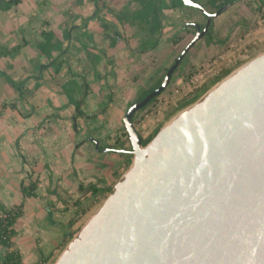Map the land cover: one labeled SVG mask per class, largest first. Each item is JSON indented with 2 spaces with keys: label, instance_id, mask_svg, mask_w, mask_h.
I'll use <instances>...</instances> for the list:
<instances>
[{
  "label": "crops",
  "instance_id": "0c3cea01",
  "mask_svg": "<svg viewBox=\"0 0 264 264\" xmlns=\"http://www.w3.org/2000/svg\"><path fill=\"white\" fill-rule=\"evenodd\" d=\"M248 4L251 5L250 0H237L220 13L213 20L210 37L204 36L189 50L179 71L183 72L184 65H200L218 53L226 55L225 66H230L231 56L238 48L235 51L228 48L239 46L237 33L242 31L245 21L237 11L243 9L244 18L249 20ZM118 8L133 11L137 3L135 0H21L8 11L0 10V44L13 47L23 39L28 41L13 57H0V202L10 207L24 201V214L17 220L14 238L23 264H50L52 249L63 238L54 234L58 231L56 225L60 224L52 209L58 198L63 200L62 191L82 185L86 190L95 186L99 193H104L115 185L124 172L128 154H119L117 148L105 151L110 147L103 150L99 147L112 145L118 135L122 141L127 139L123 130L127 109L144 88L164 76L195 34V28H182L181 22L202 25L206 22L199 9H167L157 46L143 51L139 31L111 15V9ZM262 11L259 24L264 22ZM92 14L95 16L85 22L84 18ZM45 21L64 41V51L54 53L55 65L49 64L36 48L42 40L40 31ZM110 22L121 32L122 39L103 33V23ZM72 24L76 28L72 29ZM67 29L70 36L64 40ZM244 38L243 43L249 39ZM87 51L99 56L96 66L89 60ZM2 71L17 82L25 79L22 92L7 81ZM176 76L174 73L172 85L182 83L181 74ZM70 81H76L79 86L85 81L89 85L84 110L91 118L79 119L76 127L75 106L63 90V85ZM30 168L34 171H29ZM37 178L40 180L37 196L24 199L22 182L28 184ZM53 240L56 242L49 244ZM50 254L51 258L43 263L41 256L47 258ZM4 256L5 249L0 247V261Z\"/></svg>",
  "mask_w": 264,
  "mask_h": 264
},
{
  "label": "water",
  "instance_id": "95a60500",
  "mask_svg": "<svg viewBox=\"0 0 264 264\" xmlns=\"http://www.w3.org/2000/svg\"><path fill=\"white\" fill-rule=\"evenodd\" d=\"M182 1L206 22L187 23L195 34L162 83L127 109L131 163L54 264H264V52L178 112L148 144L132 121L209 32L213 14L201 2Z\"/></svg>",
  "mask_w": 264,
  "mask_h": 264
},
{
  "label": "trees",
  "instance_id": "16d2710c",
  "mask_svg": "<svg viewBox=\"0 0 264 264\" xmlns=\"http://www.w3.org/2000/svg\"><path fill=\"white\" fill-rule=\"evenodd\" d=\"M135 1L137 3V8L135 10L131 11V9H126L121 11L120 13L112 14V15L121 24L128 23L131 27L139 31V34L141 36V41L144 45L143 51L153 50L157 46L159 42V35L164 30L163 21L166 19L165 10L175 9V8H193V7L185 6L182 0H135ZM196 1L201 2L202 5L207 9V11L213 14V19L209 27V32L206 35L208 36L209 34L212 33L213 20L220 13H222L228 7L233 5L237 0H196ZM20 2L21 0H0V10L8 11L14 6L20 4ZM254 2H256L257 4H259L258 2H260L258 8L259 10L262 9L264 10V0H254ZM95 14H92L91 16L84 18V21L87 22L89 19L93 18ZM181 24H182V28L188 29L190 27L185 21L181 22ZM48 26H49V22L45 21L44 27L40 31L42 40L37 42L36 48L42 56L48 59L49 64L55 65L57 61V57L54 55V53L55 52L62 53L64 51L63 48L64 41L62 39H59L56 36V34L51 29L48 28ZM71 27L72 29L76 28L74 24H72ZM102 28H103V33H105V35H107L108 37L111 38L114 37L116 39L123 38L121 32L115 29L114 25L111 22L103 23ZM69 36H70V31L69 29H67L64 33L63 39L67 40ZM116 39L113 40L115 41ZM175 42H177L176 39ZM27 44L28 41L26 39H23L22 43L17 44L13 47L0 44V57L2 56L13 57L15 54L20 52L23 46ZM114 44L115 43L113 42V45ZM87 52H88L89 60L93 65L96 66L97 63L99 62V56L91 53L90 51ZM1 73L5 75L7 81L12 86L17 87V89L20 92H22L23 89L22 84L24 83L25 79L24 81L17 82L7 72L2 71ZM228 73H230V71H226L225 75H227ZM163 77L154 85L144 88L141 94L138 97H136V99L133 101V103L142 100L148 93L156 89L162 83ZM63 90L69 97V101L75 106V116H74L75 127L79 119L91 118V116H88L84 110L85 99L89 90V85L87 84V82L84 81V83L81 86H79L76 81H70L63 85ZM206 90L207 88L203 89L201 94ZM199 96L200 94L195 96L192 99V101L180 105L179 109H182L185 106L195 102ZM158 97L159 95L154 97L145 107H143L141 110H139L134 114L132 118L134 124L137 114L145 110L152 103H154ZM159 129L160 128L156 129L155 132L152 135H149L148 137H143L142 133L140 132L142 136V144L143 145L148 144L151 141V139L156 135V133L159 131ZM124 135L126 136L127 140L130 142L129 134L125 126H124ZM105 147L113 148V150L111 151H114L116 148L128 150L126 152H120L118 150H115L121 155H125V153L132 154L131 152H129V150H131L132 147L130 149H127L121 146L116 147L114 145H104V146H100L99 150H103ZM39 184H40V180L38 178L35 180L31 179L28 184L22 182L21 192L23 198L25 199L29 197H36ZM80 190L82 191L85 190L82 185H80ZM88 190L93 195L99 192V189L95 186H90ZM55 193L57 194V191H55ZM75 205L79 206L80 208L81 202L78 201ZM87 212L88 211L86 208L81 207L77 211L76 216L70 220L68 225L69 231L66 233V240H65L66 244L71 240V238L74 236L76 232L75 230H72L73 225L80 218H82ZM23 214H24V201H22L20 204H16L10 207L6 206L3 202H0V247H3L5 249V256L0 261V264H23V256L21 254V251L15 246L14 243V238L17 235L16 223L17 220L23 216ZM47 259L48 257L46 258L44 256H41V261L43 263L46 262Z\"/></svg>",
  "mask_w": 264,
  "mask_h": 264
},
{
  "label": "rangeland",
  "instance_id": "374dc122",
  "mask_svg": "<svg viewBox=\"0 0 264 264\" xmlns=\"http://www.w3.org/2000/svg\"><path fill=\"white\" fill-rule=\"evenodd\" d=\"M251 5H247L248 9H246V12H251V15L249 14V20L244 18L243 16V9L238 10L237 14L242 16L245 21L242 23V31L237 33V36L239 39L237 40V43L239 44L238 48V53L240 50H242L240 53V56H237V52L231 56V62L230 66L223 67V70L220 71L219 76L216 78L215 83L211 82L209 83L206 87L202 88L198 92H189L187 93V87H183L182 85L185 83H175L170 85L159 95V97L156 99L154 103H152L150 106H148L145 110L141 111L140 113L137 114L136 119H135V125L139 132L142 133L143 137H148L149 135H152L156 129L161 128L165 123H167L170 119H172L178 112H180L182 109H179L180 105L185 104L186 102L192 101V99L200 94L198 99L212 86H214L217 82L221 81L224 77H226V71H234L237 69L239 66L242 64L246 63L253 57L257 56L258 54L264 52V22L262 24L258 23V19L263 18V11L259 10V8L256 6V3L254 0H250ZM110 10V9H108ZM115 10L120 12L121 9H111L110 13L115 14ZM122 11V10H121ZM252 14L257 16V18L252 17ZM214 26V25H213ZM261 29V32H258ZM212 32H213V27H212ZM245 36H247L249 39L247 42H242L244 40ZM210 37V34L207 36V38ZM245 41V40H244ZM230 51H235L232 49L230 46L228 48ZM235 57V58H233ZM198 66V65H197ZM197 66H183V72L179 71V68L175 72V77L179 73L181 74V79L187 80L189 76L193 73V71L196 69ZM23 79V78H22ZM21 79V80H22ZM20 80V81H21ZM150 82V81H149ZM173 87V88H172ZM202 94V90L206 89ZM178 91V92H177ZM192 104V103H191ZM124 130V128H123ZM118 140L117 141H112V145L116 147H124L127 149L131 148L130 142L126 139L125 141L121 140V136H117ZM116 139V137H115ZM111 141V140H110ZM119 141V143H118ZM56 142V140H55ZM106 145H109V143H106ZM133 155L128 154L127 158L128 161L122 171H125L132 160ZM29 171H34L32 168H30ZM121 171V172H122ZM84 187V186H83ZM113 187H110L107 192L104 193H97L93 195L90 193L89 190H80V186L77 185L75 189H71V191H62L61 197L63 200L59 201L56 200V202L53 203L52 209L55 212V215L57 216V220L59 221L60 225H56L55 229H58L54 234L58 235L60 234L61 237L63 236L61 242L59 243V246L56 248H53L52 253V259L50 264H54L58 256L61 254V252L64 250L65 246L67 245L65 243L66 240V233L69 231L68 225L71 219H73L76 216L77 211L83 207L87 209V213L80 218L72 227V230H75L76 232L78 231V228H80L89 218L90 216L100 207V205L103 203L105 198L109 195ZM57 196V195H55ZM61 199V198H60ZM78 201L81 202L80 208L79 206L75 205ZM61 231V232H60ZM75 232V233H76ZM65 233L64 235H62ZM59 235V236H60ZM57 240V239H56ZM56 240H53L51 243H55ZM66 244V245H65ZM50 249V247L45 248V251ZM51 258L48 257V259ZM34 264H42L40 262L34 263Z\"/></svg>",
  "mask_w": 264,
  "mask_h": 264
},
{
  "label": "built area",
  "instance_id": "2783aa9c",
  "mask_svg": "<svg viewBox=\"0 0 264 264\" xmlns=\"http://www.w3.org/2000/svg\"><path fill=\"white\" fill-rule=\"evenodd\" d=\"M236 48L237 47L233 45L232 49L237 50ZM240 55L241 53L239 52L237 56ZM226 60L227 57L224 53L214 55L207 61L198 65L187 80L183 79L182 83L185 84L182 86L185 87L186 85L187 93L200 91L219 76L220 71H222L225 66Z\"/></svg>",
  "mask_w": 264,
  "mask_h": 264
}]
</instances>
